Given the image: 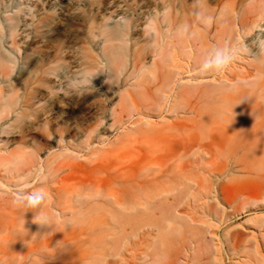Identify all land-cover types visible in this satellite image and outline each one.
I'll return each mask as SVG.
<instances>
[{"label": "bare ground", "instance_id": "bare-ground-1", "mask_svg": "<svg viewBox=\"0 0 264 264\" xmlns=\"http://www.w3.org/2000/svg\"><path fill=\"white\" fill-rule=\"evenodd\" d=\"M166 13L153 23L154 60L136 64L123 82L131 81L134 89L122 93L112 112V125L125 131L109 150L102 153L103 148L89 142L88 164L80 163L73 150L60 151L41 165L27 153L0 156L8 173L0 169V264H37L56 257L58 264H83L112 242L118 243L116 255L124 261L123 253L136 247L138 231L147 235L159 219L206 224L204 234L216 238V223L222 221L216 220L218 210L208 200L226 203L233 217L260 207L248 220L264 231V40L259 47L252 42L264 36V0H218L215 8L204 7L189 19ZM224 47L236 52L234 63L219 74L202 72L203 59ZM111 50L110 79L117 83L128 65L122 49ZM11 92L0 89V112L12 104L6 102ZM141 98L154 100L156 113L141 105ZM154 115L162 120H153ZM82 170L83 177L69 185ZM32 183L45 196L33 204L45 212L47 225L38 223L28 199L4 196L12 187L25 189ZM225 232L226 244L236 250L237 238ZM261 235L262 241L254 235L256 244L245 247L252 249L255 264H264Z\"/></svg>", "mask_w": 264, "mask_h": 264}, {"label": "rangeland", "instance_id": "rangeland-1", "mask_svg": "<svg viewBox=\"0 0 264 264\" xmlns=\"http://www.w3.org/2000/svg\"><path fill=\"white\" fill-rule=\"evenodd\" d=\"M217 2L0 0V89L13 92L6 101L12 104L0 112V156L27 153L25 155L28 159L41 165L61 152L65 154L73 150L77 152L80 163L88 164L86 156L89 150L86 147L89 142H95L92 145L94 148H103L102 153L109 150L112 147L110 143L118 140V134L125 131L112 125V112L120 104L122 93L134 89L130 85L131 81L128 84L123 82L131 76L136 64L151 62L156 56L153 23L156 25L162 20L166 12L169 18L174 15L189 19L204 7L215 8ZM115 30L119 31L118 35L112 38L110 35ZM261 40H264V36L259 35L252 42H259V47ZM113 47L123 50L125 64L127 62L128 65L117 83H112L110 79L109 53ZM258 47L254 54L258 52ZM121 49L119 51L122 53ZM147 100L141 98V105L154 112L156 103L151 98ZM154 119L162 120L157 119L156 115ZM93 134L96 137L100 135L102 139H99L103 142L96 137L92 140ZM10 165L15 166L13 163ZM0 169L4 171L3 174H8L3 166ZM134 169L137 170V167ZM84 173L82 170L73 175L68 184H73L72 181L83 177ZM38 182L41 184L45 181ZM32 187H12L4 196L24 201L38 193L35 186ZM227 195H232L230 189ZM208 201L218 210L216 220L222 221L220 224L216 220L212 222L219 225L220 229L216 227L215 230L219 238L204 234L209 230L206 224L192 225L178 219L174 223H167L159 219V224L151 225L147 235L142 230L138 231L134 238L137 241L136 247L123 253L124 261H120L116 255L118 243L112 242L101 248L99 255L85 260L83 264H218V258H222L224 264H250L255 261L250 257L252 249L249 253L247 248L254 246L257 239L262 241L261 234L264 231L258 223L259 226L248 218L260 213V207L233 217L226 203ZM223 209L227 210V215L221 212ZM51 210L57 213L56 209ZM244 220L249 221L248 225V221L244 224ZM194 227L197 229L194 230ZM232 227L235 230L231 232L234 229ZM229 230V234L237 238L240 249L238 247L233 250L229 242L230 245L226 244L228 240L223 237L225 231ZM254 235L256 238L259 236L256 239ZM54 246L55 243L51 250L55 249ZM217 246L219 250L214 252ZM63 248L67 250V246ZM213 255L219 257L213 258ZM56 258H45L44 263L40 260L36 263H60Z\"/></svg>", "mask_w": 264, "mask_h": 264}, {"label": "clouds", "instance_id": "clouds-1", "mask_svg": "<svg viewBox=\"0 0 264 264\" xmlns=\"http://www.w3.org/2000/svg\"><path fill=\"white\" fill-rule=\"evenodd\" d=\"M236 52L228 47L214 49L206 58L203 59L200 70L204 73H222L226 71L236 60ZM45 196L43 193L34 194L30 199L27 200V206L35 210V216L41 225H47L49 218L45 212L39 208L38 205L33 204L35 200H44Z\"/></svg>", "mask_w": 264, "mask_h": 264}]
</instances>
